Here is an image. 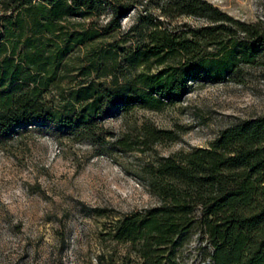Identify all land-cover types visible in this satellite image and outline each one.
Instances as JSON below:
<instances>
[{
    "label": "trees",
    "instance_id": "trees-1",
    "mask_svg": "<svg viewBox=\"0 0 264 264\" xmlns=\"http://www.w3.org/2000/svg\"><path fill=\"white\" fill-rule=\"evenodd\" d=\"M34 1L52 5L49 11L54 16L62 4L19 0V7ZM65 6L67 12L97 17L113 7L115 16L105 25V33L51 26L49 32L57 40L45 47L56 65L78 46L122 27L124 12L113 0H67ZM161 13L167 18L198 16L211 24L187 35L140 15L128 32L146 33L148 40L140 39L138 50L121 46L127 65L116 49L95 52L80 67L84 80L69 89L57 82L56 74L46 72L45 48L35 39L25 43L23 25L8 20L0 32V142L24 126L44 122L101 143L111 135L102 122L116 113L138 103L161 109L190 92V80L222 81L241 63L264 57L263 21L235 19L208 0H168ZM151 57L162 67L139 73L137 81L131 78V69ZM169 58L175 63L169 64ZM145 131L151 142L172 137L167 130L150 126ZM117 142L127 145L125 140ZM143 169L158 203L114 220L113 239L132 248L122 264H180L178 248L196 227L213 247V264H264V116L242 119L223 129L208 147L159 156Z\"/></svg>",
    "mask_w": 264,
    "mask_h": 264
},
{
    "label": "rangeland",
    "instance_id": "rangeland-1",
    "mask_svg": "<svg viewBox=\"0 0 264 264\" xmlns=\"http://www.w3.org/2000/svg\"><path fill=\"white\" fill-rule=\"evenodd\" d=\"M113 1L124 12L121 29L78 46L62 65H56L46 51V44L57 40L49 32L51 26L64 31L96 28L105 33V25L115 16L113 7L99 17L81 15L65 11L67 0H61L54 16L49 11L52 5L41 1L19 7V0H0V32L8 20L21 23L26 34L22 40L35 39L45 48L46 72L56 74L57 82L69 89L84 80L80 67L95 52L116 49L127 65L121 46L138 50L140 39L148 40L146 33L128 32L140 15L187 35L211 24L193 15L163 16L161 7L168 0ZM208 1L235 19L264 22V0ZM175 61L169 58L168 63ZM161 67L151 57L150 62L132 68L130 76L137 81L139 73ZM189 84L190 92L161 109L138 103L105 119L102 123L111 135L101 143L44 122L24 126L0 142V264H122L132 248L113 239L114 220L158 203L148 186L145 164L159 156L208 147L226 127L264 116L262 56L253 63H241L222 81L198 79ZM146 126L167 130L172 137L148 141ZM120 139L127 142L125 147L117 142ZM212 252L203 230L196 227L178 248V257L180 264H213Z\"/></svg>",
    "mask_w": 264,
    "mask_h": 264
}]
</instances>
